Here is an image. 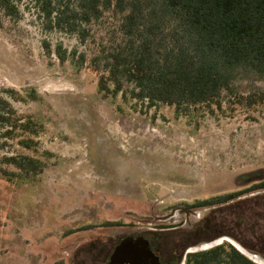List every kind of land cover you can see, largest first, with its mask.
Wrapping results in <instances>:
<instances>
[{"label": "rangeland", "instance_id": "rangeland-1", "mask_svg": "<svg viewBox=\"0 0 264 264\" xmlns=\"http://www.w3.org/2000/svg\"><path fill=\"white\" fill-rule=\"evenodd\" d=\"M19 8L17 19L0 26V96L44 132L36 150H26L0 126V162L28 154L45 169L15 184L0 179V264H103L124 236L179 222L177 211L161 220L180 206L190 209V220L184 232L166 236L173 245L234 241L264 264V190L193 207L264 180V106L177 116L166 105L107 97L71 54L89 62L108 48L114 21L107 16L81 43L47 30L30 0ZM233 76L235 92L264 91V76L251 69L236 68Z\"/></svg>", "mask_w": 264, "mask_h": 264}, {"label": "trees", "instance_id": "trees-1", "mask_svg": "<svg viewBox=\"0 0 264 264\" xmlns=\"http://www.w3.org/2000/svg\"><path fill=\"white\" fill-rule=\"evenodd\" d=\"M22 0H0L3 18L17 19ZM45 28L75 35L81 43L93 38V27L107 16L115 39L88 62L73 63L96 75L98 91L148 107H173L177 116L264 106V91L243 94L233 88V70L251 69L264 76V0H30ZM57 54L64 62L66 53ZM129 84V88L126 85ZM0 126L4 137L22 149L36 150L44 125L17 116L0 96ZM45 163L28 154L4 156L0 179L9 183L41 175ZM264 190V180L244 190L217 195L193 204L207 208L244 194ZM106 225H120L107 223ZM55 264H63L62 261ZM186 264H258L231 244H220L188 255Z\"/></svg>", "mask_w": 264, "mask_h": 264}, {"label": "flooded vegetation", "instance_id": "flooded-vegetation-1", "mask_svg": "<svg viewBox=\"0 0 264 264\" xmlns=\"http://www.w3.org/2000/svg\"><path fill=\"white\" fill-rule=\"evenodd\" d=\"M189 210V208L180 206L178 207V210L173 211L171 215L164 217L161 220L165 223L166 219L174 218V214L177 211L180 212L182 217L183 215L185 216V219L181 217L179 222H177V220L172 223L168 222L166 225L161 224V227L149 228L136 234L131 233L124 236L113 246L111 252L105 257L103 264H186L189 254L208 250L220 245V243L217 242L216 245L213 244L215 242L209 244L205 243L203 244L204 248L194 249L187 247V244L180 246L181 243L178 241L173 245L172 240L166 238L167 235H173L185 231V227L181 225L183 221L187 223L189 222ZM194 226V229L189 230L188 233L193 232L199 227L198 224H195ZM222 240L228 241L227 238H223ZM233 244L244 254L240 249L242 247L238 243L233 241ZM144 246L150 254H146V252L143 251ZM120 247L121 249L117 252Z\"/></svg>", "mask_w": 264, "mask_h": 264}, {"label": "water", "instance_id": "water-1", "mask_svg": "<svg viewBox=\"0 0 264 264\" xmlns=\"http://www.w3.org/2000/svg\"><path fill=\"white\" fill-rule=\"evenodd\" d=\"M232 245V244H231ZM234 246V245H233ZM235 247V246H234ZM121 249V247L120 248H118V251L117 252H119V250ZM143 251H145L146 252V254H150V252H148L147 251V249H146V247L144 246L143 247ZM254 261V260H253ZM254 262H256V261H254ZM257 263V262H256ZM259 264V263H258Z\"/></svg>", "mask_w": 264, "mask_h": 264}]
</instances>
